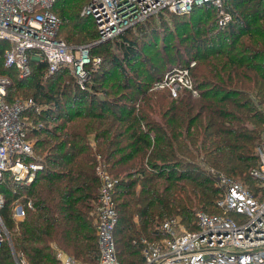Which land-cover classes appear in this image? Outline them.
<instances>
[{
  "label": "trees",
  "instance_id": "16d2710c",
  "mask_svg": "<svg viewBox=\"0 0 264 264\" xmlns=\"http://www.w3.org/2000/svg\"><path fill=\"white\" fill-rule=\"evenodd\" d=\"M262 6L264 0H223L230 18L222 25L210 1L184 13L165 9L115 38L98 40L81 0H54L58 36L70 45L89 44V54L102 58L89 66L83 88L67 66L46 75V63L32 60L30 73L21 77L4 64L9 42L0 39V75L9 80L5 100L15 101L23 81L33 79L35 123L27 133L43 162L29 184L0 186V213L10 237L0 247V264H16L11 248L30 264H63L57 250L97 260L98 164L115 179L120 264L142 263L140 233L158 237L160 220L178 215L194 229L199 210L220 212L215 202L221 190L211 168L255 189L249 170L258 160L264 115L251 96L264 102ZM172 31L183 44L172 43ZM192 59L197 96L185 89L176 97L166 88L148 90L170 66ZM38 96L45 105H37ZM16 201L25 207L21 220L13 215Z\"/></svg>",
  "mask_w": 264,
  "mask_h": 264
},
{
  "label": "built area",
  "instance_id": "2783aa9c",
  "mask_svg": "<svg viewBox=\"0 0 264 264\" xmlns=\"http://www.w3.org/2000/svg\"><path fill=\"white\" fill-rule=\"evenodd\" d=\"M208 1L219 9V24L229 20L230 13L223 9V0H88L81 13L92 17L98 40H105L165 9L184 13L194 4ZM53 3L54 0H0V39L9 42L3 52L4 64L16 67L21 77L30 73L32 60L46 63V75L67 66L83 88L90 77L89 66L100 63V57L89 54V44L70 45L58 36L60 18L51 9ZM194 65L192 59L188 65L170 66L148 90L166 88L176 97L185 89L197 96L191 73ZM8 81L0 75V186L25 185L43 168V162L35 155L28 124L21 117L25 106L33 101L29 98L7 102ZM255 154L257 163L249 170L256 179L255 189L216 171L215 181L221 191L215 203L220 212L199 210L194 229L185 228L177 215L165 218L157 226L158 237L140 240L141 264H264V131ZM95 174L100 181L93 210L99 248L97 264H120L114 238L115 179L103 164L96 166ZM3 202L0 192V208ZM26 205L31 206V202ZM13 209L15 218L24 217L22 203L16 201ZM4 241L10 243V237L0 213V247ZM11 250L16 264H30ZM56 257L63 264H92L61 250Z\"/></svg>",
  "mask_w": 264,
  "mask_h": 264
},
{
  "label": "rangeland",
  "instance_id": "374dc122",
  "mask_svg": "<svg viewBox=\"0 0 264 264\" xmlns=\"http://www.w3.org/2000/svg\"><path fill=\"white\" fill-rule=\"evenodd\" d=\"M76 1H79V0H76ZM86 2V0H81V7H80V10H82V7L86 4L85 3ZM262 7H264V6H262ZM54 10H55V12H57V10L55 9V7H54ZM187 19V18H186ZM173 20H174V22H177V20H178V18H173ZM173 22V23H174ZM178 22H179V20H178ZM172 23V22H171ZM180 23V22H179ZM219 24V23H218ZM173 25V24H172ZM219 25H221V24H219ZM172 33H173V38H172V43H178V44H183V42L181 41L182 39H184V38H182L181 37V34H179V35H177L174 31H172ZM99 57H100V62H101V60H102V58H101V56L100 55H98ZM99 64V63H98ZM97 64V65H98ZM2 73H6V71L4 70ZM67 77V76H66ZM13 79V78H12ZM87 80H89V79H87ZM28 81V82H27ZM63 81H64V79H62V80H60V82L61 83H63ZM66 81H67V83H69L70 82V79L69 78H67L66 79ZM9 82V81H8ZM87 82V81H86ZM86 82H85V85H86ZM23 83H24V86H26L25 88H20L19 89V93H18V95H16L15 97H17V98H15V97H13L15 100L16 99H29V98H31V93H32V91L31 90H33L31 87H34L33 86V79H31V80H26V82H24L23 81ZM73 83V81L71 82V84ZM8 84L9 83H7V85H6V90H7V86H8ZM74 84V83H73ZM10 91H13V90H10ZM29 93V94H28ZM251 98L253 99V101H254V103L257 105V109L258 110H261L262 112H263V115H264V102H259L258 101V98H255V96H251ZM37 102H38V104L37 105H41V103L43 104V105H45L44 103V100H42V98H40L39 96H38V99L36 100ZM31 103L29 104V105H27V106H25V117H24V120L27 122V124H28V126H34L33 124L35 123L33 120H32V116H31V114H30V112H31V110H30V108H32L31 107ZM38 106H36V111H39L40 109H39V107L37 108ZM38 115H40V114H38ZM39 123V122H38ZM264 131V128H263V130H262V132ZM262 132L260 133V135H262ZM260 139H261V136H260ZM260 141V140H259ZM259 142H257V144H258ZM257 144H256V146H257ZM256 146H255V148H256ZM211 170L213 171V173L215 174V172H216V170H213L212 168H211ZM234 178H238V179H240V180H243L241 177H237V176H235ZM215 183H216V181H215ZM220 189V188H219ZM94 214V213H93ZM178 216V215H177ZM179 217V216H178ZM180 218V217H179ZM15 219H17V220H21V219H23V218H21V219H19V218H15ZM180 220H181V218H180ZM160 222H161V220L155 225V228L154 229H157V226H158V224H160ZM181 222H182V224H183V226L185 227V228H188L185 224H184V222L181 220ZM136 226H137V228H138V230H139V224H138V222L136 221ZM140 240L141 239H143V238H148V239H150V237H148L145 233H143V232H141L140 233ZM58 251V250H57ZM57 251H56V253H57ZM140 253H141V251H140ZM117 258H118V256H117ZM119 260V259H118ZM86 262H90V263H92V264H97V260L96 261H86Z\"/></svg>",
  "mask_w": 264,
  "mask_h": 264
}]
</instances>
